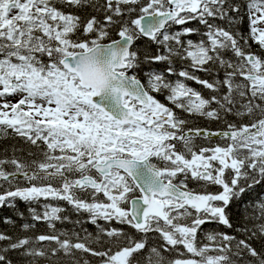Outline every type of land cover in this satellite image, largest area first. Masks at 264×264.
<instances>
[{"label":"snow or ice","instance_id":"snow-or-ice-1","mask_svg":"<svg viewBox=\"0 0 264 264\" xmlns=\"http://www.w3.org/2000/svg\"><path fill=\"white\" fill-rule=\"evenodd\" d=\"M9 137L0 264H264V0H0Z\"/></svg>","mask_w":264,"mask_h":264},{"label":"trees","instance_id":"trees-1","mask_svg":"<svg viewBox=\"0 0 264 264\" xmlns=\"http://www.w3.org/2000/svg\"><path fill=\"white\" fill-rule=\"evenodd\" d=\"M81 15H89L91 14V9L88 10V12H81ZM243 31L247 32V21L245 18V22L243 23V25L241 26ZM193 40H197L198 37L193 36L192 37ZM254 50L256 49V46L253 45ZM154 67H156L157 69L163 68V65H154ZM203 75V74H202ZM219 75H223V73L221 72ZM191 86L196 87V88H201L200 85H195V84H191ZM201 90L204 92V95L207 96L208 95V90L206 89H202ZM160 99L167 103L166 101H164V97L160 96ZM211 127L215 128V125H211ZM13 145H16L17 147H23L24 148V155H26L27 153V146L22 145V143L19 141L18 138L13 139L11 137L9 138H0V153L3 152V150L5 148H8L9 150L11 149V147ZM257 195H264V185L258 186L257 188H255L251 193H250V197L252 199H255L257 197ZM249 196H245V200H248ZM14 203V207H9V206H3L0 207V231L6 232L9 235H12L15 231V229L13 228L12 225L10 224H6L3 223V220L5 218L10 219L11 221H14L15 224L17 226L21 225L24 222H27L30 219V213L28 211L29 209V205L26 204L23 201L20 200H16L13 202ZM51 203L53 204V206H60L63 207L65 209V211L63 213H61L62 216H68L69 219L64 221V222H60V221H56L55 225H56V229L57 230H63V231H68V232H72V231H76V232H80V225L83 224L84 227H86L89 231H94V226L91 224H88L87 221V214H82V215H77L74 211L71 210L70 206H68L65 202H57V201H51ZM32 207H36L38 211H42V209L38 206V205H31ZM247 205H241V206H237V205H233L232 207V214L235 217V215L238 213L239 208L240 207H246ZM21 213L23 214V218H21ZM79 220L80 223H76V221ZM214 227V226H212ZM37 232L39 233H49L51 230L47 228V226L45 224H40L38 225V228L36 229ZM23 234V233H21ZM31 234V233H29ZM257 247H259V244H257ZM14 259L17 260V264H20V258L19 257H14Z\"/></svg>","mask_w":264,"mask_h":264},{"label":"flooded vegetation","instance_id":"flooded-vegetation-1","mask_svg":"<svg viewBox=\"0 0 264 264\" xmlns=\"http://www.w3.org/2000/svg\"><path fill=\"white\" fill-rule=\"evenodd\" d=\"M159 99H160V96H159ZM161 100V99H160ZM162 101V100H161ZM163 102V101H162ZM18 179H22V178H18Z\"/></svg>","mask_w":264,"mask_h":264}]
</instances>
